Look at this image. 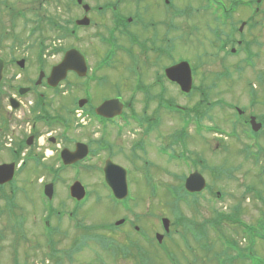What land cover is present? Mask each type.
Wrapping results in <instances>:
<instances>
[{"label":"flooded vegetation","instance_id":"flooded-vegetation-1","mask_svg":"<svg viewBox=\"0 0 264 264\" xmlns=\"http://www.w3.org/2000/svg\"><path fill=\"white\" fill-rule=\"evenodd\" d=\"M198 14H208L212 19L209 32L218 66L211 72L204 69L200 73L204 66L176 54L177 43L199 27L193 24L186 30L174 18L189 19ZM257 17L264 18V0H199L198 6L188 3L183 7L174 0H0V45L6 42L12 48L22 44L27 50L21 56L3 59L0 71V165H15L12 180L0 184V219H29L25 212L27 191L22 196L21 192L33 187L27 179L32 174L37 181L36 198L41 210L38 219H43L41 233L47 241L44 244L50 264L62 262L61 254L71 259L92 242L102 250H112L107 247L120 227H127L133 234L129 235L133 240L121 243V257L133 258L135 264H144L147 258L144 245L158 250L168 264H182L171 247L174 233L192 251L190 238L198 243V264L264 261V257L254 254L255 244L264 243V233L262 238H254L253 220L242 216L243 208L250 209L252 201L257 200L253 184L238 186L240 197L247 199L244 205L231 202L228 211L213 207L215 219H191L185 213L187 219H169L168 231L162 225V216L156 219L157 225L150 223V227L140 222L148 213L133 210L137 197L134 190H129V177L136 189H141L138 177H142L145 187L159 188L157 193L163 191L172 201L168 193L181 190L180 183L150 178L163 174L171 176L173 182L174 175L186 177L198 171L205 178V189L186 192L182 202L192 214L202 217L201 213L208 214L201 210L203 205L235 199L233 191L220 189L217 182L235 181L226 176L233 177L241 166L227 165L221 157L208 160L209 137L216 138L215 147L220 149L212 151L214 154L228 150L221 145L224 140L239 145L246 142L240 153L246 152L244 160L255 162L259 166L256 174L264 176V21ZM18 26L26 30L22 38L15 34ZM31 49H35L34 54H29ZM70 49L82 55L85 72L69 69L52 73ZM29 55L35 63L32 72L27 65L24 68ZM180 61H186L190 68L187 91L167 72ZM9 64L20 71H6ZM240 77H245L244 84ZM221 81L232 86L243 84L246 91L239 94L234 88L233 100H227L220 97ZM173 94L186 102L175 101ZM240 95L245 96L244 102ZM107 100H116L109 109L119 114L106 117L96 113V108ZM163 113L167 118L177 114L179 125L152 140L150 135L160 129ZM79 130H83L85 140L78 139ZM79 143L87 146L88 154L76 161L73 153ZM151 153L157 156V162L149 158ZM172 167L184 170L175 173ZM106 170L124 172L128 188L125 199L113 196L104 180ZM85 171L99 175V187L94 191L83 184L85 198L78 201L70 196L69 188ZM61 184L65 185L66 197L59 189ZM47 185L50 197L44 194ZM92 196L95 204L105 200V214L118 208L128 213L118 218L123 219L122 224L115 225L118 219L86 222L85 205ZM235 206L239 207L238 219L222 220ZM63 218L70 222L72 232H81L79 237L71 239L69 234L58 233L52 221ZM157 233L163 235L164 248L157 247ZM59 234L61 241L56 240ZM62 243L66 247L57 248ZM16 252L13 249V256ZM52 252L56 259L50 256ZM186 260L187 264H195V259ZM12 264H18L17 260L13 259Z\"/></svg>","mask_w":264,"mask_h":264},{"label":"rangeland","instance_id":"rangeland-1","mask_svg":"<svg viewBox=\"0 0 264 264\" xmlns=\"http://www.w3.org/2000/svg\"><path fill=\"white\" fill-rule=\"evenodd\" d=\"M175 4L178 7H183L186 4L190 3L193 5L199 4V0H174ZM257 19L264 21L263 17H257ZM175 23L183 26L186 30L189 29V27L193 24L197 25L199 27L198 31H192L191 34L187 35L184 39H179L180 41L176 45V54L184 56L185 58H188L189 60L196 63V65H202L204 66L199 72H211L214 71L215 68H217L218 65H216V54H214V41L213 38L209 32L210 25L212 24V19L208 14H198L190 16L189 19L183 18H174ZM213 25V24H212ZM26 30L22 29V26H18V29L15 30V34L18 37H23ZM3 33V31H0V35ZM178 33V32H177ZM176 33V34H177ZM184 34H187V32H183ZM4 35V34H3ZM179 37H176L178 39ZM180 43V45H179ZM22 44H14L12 48H8L6 45V42H3V44L0 45V54H2L3 58L5 60H8V58L12 55L14 56H21L23 53L25 54L27 52L26 48L22 47ZM35 48V47H34ZM35 49H31V52L29 54H34ZM213 53V54H212ZM201 56L200 59L204 61V63H201L200 59H197V57ZM28 64H24V68L27 65V70L32 72L33 68L35 67V63L33 61L32 55H29V59L27 60ZM198 67V66H197ZM205 69V71H204ZM6 71H20L18 70L17 66L9 64L6 68ZM248 71L251 74V70L246 69L245 72ZM251 76V75H249ZM250 78V77H249ZM245 77H240L241 83H245L244 81ZM232 82V81H231ZM221 84L219 85V88L222 90V94L220 97L225 98L227 100H233L232 97L233 89H237L235 92L242 94L246 91V88H244L243 84H236V86L228 85L230 82L226 83L225 81H221ZM223 83V84H222ZM173 99L175 101H178L179 103L186 102L184 99H180L176 95L173 94ZM239 99L244 102L245 96L240 95ZM189 102V101H188ZM178 115L174 114V116H171L170 118H167L165 114L163 113L161 116L162 123L160 125V129L156 132H153L150 135V139L155 135L163 134L166 135L167 132L172 130L173 128L177 127L179 125V120H177ZM219 119V118H218ZM166 127H171L167 129ZM84 130V129H83ZM79 130L78 139L79 140H85L84 134L82 135V131ZM128 137H132L131 135H127ZM222 138V137H221ZM216 138L209 137L207 140V146H209L210 149L206 148V157L208 160L213 162L212 160L216 161L219 157L222 158L223 161L227 162V165L230 166H241L239 167V170L235 172L234 178L235 181H226L224 180V184H221L217 182V186L221 187L222 190L230 192L233 191L236 195V198L231 201H222L220 204H209V205H203L201 207V210L203 209L204 212L208 214H202V217L195 216V214H192V211L190 212L187 208L185 203L182 202H176L173 200H169L167 198L166 194L161 191V194L157 193L160 191L159 188H151L150 186H144V180L142 177H138L139 180H141V189H136L134 181L132 180V177H129V190H134V195L137 197V200L135 202V209L133 210L139 212L140 214H144V212L147 211L149 214H154L155 216L148 217V215L141 218V223H144L145 225H148L150 227V223H153L154 225H157L156 219H159V216L166 217L168 219H177L178 217L182 215L188 214L191 219H201V218H211L214 216V213L216 209L213 207H216L217 209H224L226 208V211L230 210L231 202L239 201L242 202L244 205L245 202H247L246 196L239 195V188L241 187V184H247L251 183L253 186L261 189L263 191L264 196V176L258 177L256 174V169L259 168L254 163H250L249 160H244L242 153H240V148H242V145L246 144V142L243 141V143H240V145L236 142H232L231 140H224V142L221 145H227L228 152L218 153L214 154V152H218L220 149L219 147L216 149L215 147ZM221 152V151H220ZM157 156H155L153 153L149 155V158L153 159L155 162ZM219 164V163H216ZM165 168L168 169L167 164H163ZM171 170H173L175 173H179L180 171H183V168H177L172 167ZM249 170V171H248ZM41 178V177H40ZM27 179L32 184L33 187L30 188V186L27 187V189L23 192H21V196L26 193L28 204L25 207L27 210H25L26 213H28L29 219H16L17 222H19L21 225V230L19 233L13 232L10 233V225L11 222H14V219H0V264H12L13 259L17 260L18 264H50L47 261V250L45 249L46 246L44 243H46V240H43V235L41 233V225L42 220L38 219L39 214L41 213V210L39 209V205L36 198V184L37 181L35 180L34 175L28 174ZM174 181L176 180L175 175L173 176ZM79 180L82 184L86 185L90 189H94V191H98L97 187H99V180L100 177L97 173L93 171H85L82 172L79 176ZM151 180H157L158 182H172L171 176H164L163 174H159V176H155L154 178L151 177ZM132 181V184H131ZM28 182V183H29ZM176 180L174 183H177ZM239 186V188H238ZM65 185L61 184L59 187L61 194L63 197H66V191H64ZM136 189V190H135ZM153 193L154 195H151ZM157 193V194H156ZM133 195V196H134ZM134 196V197H135ZM242 198V199H241ZM244 200V202H243ZM105 201V200H104ZM102 201L99 204L94 203L93 196L89 199L87 204L85 205L86 209H88L85 214L87 215L88 219H86V222H113L115 219H118L121 215H128V213H125L124 211H121L119 208L116 210H111L110 213H103L105 210V207H107L106 203ZM252 207L250 209L243 208L242 216L245 219H251L253 220L254 225H257V222H261L263 219H257L260 212H264V203H258L256 201H252ZM137 203V204H136ZM84 207V208H85ZM21 210H17L16 213ZM107 211V208H106ZM185 215V216H186ZM150 219V220H149ZM41 220V222H40ZM22 221V222H20ZM150 221V222H149ZM70 222H68L66 219H62L61 221L57 222V220H53L52 224L53 226H56V228L59 230L58 233H62L67 235L69 234L70 238L73 239L75 237H79L80 233L72 232L70 229L71 226L69 225ZM6 227H9L6 229ZM180 228V227H179ZM157 229V228H156ZM68 231V233H66ZM153 230H151V233ZM85 235V233H84ZM111 236L113 238V242L109 243L112 245H108L107 249L113 248L110 251L102 250L96 243H91L89 245V248H80L82 249L77 254L72 255L71 259L65 258L64 254H61V258L63 259L62 262L59 264H135V261L133 258L131 259H124L122 258V252L120 251V245L121 243H126L130 240H133L130 236H133L131 231L127 227H120L114 234ZM130 235V236H129ZM153 237V236H152ZM63 238V237H62ZM60 237V234L56 237V240H62ZM172 239L175 241L176 246L173 245ZM60 240V241H61ZM15 241V245H13V242ZM58 242V241H57ZM170 243L172 244L171 247L176 249L175 256L178 259V261L182 264H187V257L188 259H195V264H198L197 257L199 256L198 251V243L196 241H193V239L190 238V244L193 245V250H190L184 242H182L178 238V234L174 233L172 235V238L170 239ZM37 245L40 246L38 249ZM150 245H144V248L148 249V251L145 253V258L143 260L144 264H168L167 261L162 257L160 252L158 250H155V248H150ZM163 246H167L166 244H162L160 248H163ZM13 247L15 250L17 249L16 254H12ZM66 244H60L57 245V248H65ZM112 252H117L113 254ZM254 253L264 257V243L258 242L254 246ZM72 254V253H71ZM197 257H196V255ZM122 256V257H121ZM15 257V258H14ZM137 264V263H136Z\"/></svg>","mask_w":264,"mask_h":264},{"label":"water","instance_id":"water-1","mask_svg":"<svg viewBox=\"0 0 264 264\" xmlns=\"http://www.w3.org/2000/svg\"><path fill=\"white\" fill-rule=\"evenodd\" d=\"M75 57H77L75 59ZM20 65L23 63L20 61ZM68 68H73L78 73L83 74L85 72V65H84V59L82 55L77 52L76 50L72 49L69 50L65 56L62 62L52 68V73H64ZM0 71H1V62H0ZM186 73V74H185ZM168 74L175 82H177L182 89H188L190 86V74H189V67L186 62H181L179 64H176L175 66L169 68ZM52 79L56 80V77L51 76ZM59 78V76L57 77ZM116 100H108L106 102H103L97 109L96 112L101 115L105 116H112L118 111H113L109 109V106H111ZM84 144H78L77 150L73 153L74 159H80L82 158L86 153L87 149ZM13 174V164H5L0 166V183H4L11 179ZM106 182L111 186L114 195L117 198H123L127 194V184H126V178L124 175V172L117 174L114 172H110L106 170L105 174ZM204 180L203 178L198 175L197 173L191 175L188 177L185 181V188L189 191H200L204 187ZM71 195L74 197H77L78 199H81L83 196V188L81 185L76 182L72 187H70ZM167 220H163V223H166ZM122 221L116 222V224H120ZM158 240L160 241L161 237L157 235Z\"/></svg>","mask_w":264,"mask_h":264},{"label":"trees","instance_id":"trees-1","mask_svg":"<svg viewBox=\"0 0 264 264\" xmlns=\"http://www.w3.org/2000/svg\"><path fill=\"white\" fill-rule=\"evenodd\" d=\"M179 219H182V218H179ZM17 225L19 226V224L17 223ZM14 230L15 231H17V232H19L20 231V227L18 228V230H16V228L14 227ZM15 246V245H14ZM121 245H120V249H121ZM56 254H55V252H52L51 254H50V256H55ZM47 256H48V254H47ZM55 259H56V256L54 257ZM51 260H53V258H51ZM56 261V260H55Z\"/></svg>","mask_w":264,"mask_h":264}]
</instances>
